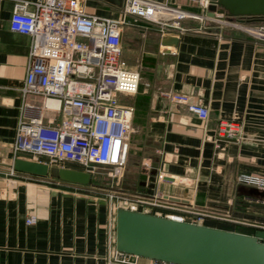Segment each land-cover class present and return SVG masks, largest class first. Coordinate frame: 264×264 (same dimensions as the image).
I'll list each match as a JSON object with an SVG mask.
<instances>
[{"label":"crops","instance_id":"crops-1","mask_svg":"<svg viewBox=\"0 0 264 264\" xmlns=\"http://www.w3.org/2000/svg\"><path fill=\"white\" fill-rule=\"evenodd\" d=\"M34 1H0V264H118L111 259L116 210L109 195L83 193L49 176L10 173L16 159L29 160L24 154L14 158L12 149L30 40L10 32L8 25L16 5ZM149 1L165 3L187 17L179 20V29L157 34L159 64L151 74H141L136 94L121 96L122 103L132 101L139 132L135 143L148 154L144 164L149 168L137 180L121 178L120 189L159 192L173 209L169 212L200 214L203 226L246 235L264 230V197L236 182L241 173L264 175V40L244 29L264 28V17L203 20L207 11L194 2ZM80 2L87 14L112 19L124 6V0ZM205 22L217 30L204 31ZM168 37L178 39L175 46L161 44ZM173 95H183L187 102H175ZM190 104L205 107L207 119L191 113ZM61 118L59 112L42 114L44 123ZM220 121L240 123L243 141L216 139ZM62 168L82 170L72 164ZM159 174L165 175L163 181H158ZM29 217L34 224L26 223ZM132 260L152 264L145 258Z\"/></svg>","mask_w":264,"mask_h":264},{"label":"built area","instance_id":"built-area-1","mask_svg":"<svg viewBox=\"0 0 264 264\" xmlns=\"http://www.w3.org/2000/svg\"><path fill=\"white\" fill-rule=\"evenodd\" d=\"M1 1V0H0ZM207 11L210 0H188ZM175 17L171 22L169 19ZM186 14L165 3L124 0L117 19L87 14L80 0H37L16 5L9 19V31L29 37L26 74L18 89L22 111L18 119L13 156L27 155L30 161L49 167L76 165L86 171L111 168L109 177L120 178L126 165L129 139L133 132V110L121 101L123 95L138 92L140 75L121 62L123 27L126 19L155 25L161 34L167 28L179 29ZM192 17V16H191ZM234 27H241L229 21ZM244 28V27H243ZM264 40V28H244ZM29 98H39L32 105ZM172 100L186 103L183 95ZM188 110L206 120L208 111L200 104ZM59 112L58 123H44L43 112ZM216 139L243 141L242 126L236 121H220ZM15 171L11 169L10 173ZM158 181L165 175L159 174ZM236 182L264 192V175L241 173ZM113 208L177 219L201 225L203 216L194 212H169L167 200L159 192L127 193L114 189L109 194ZM29 217L26 223H35ZM134 256L111 250L112 261L134 264ZM152 264H171L152 261Z\"/></svg>","mask_w":264,"mask_h":264},{"label":"water","instance_id":"water-1","mask_svg":"<svg viewBox=\"0 0 264 264\" xmlns=\"http://www.w3.org/2000/svg\"><path fill=\"white\" fill-rule=\"evenodd\" d=\"M210 2L204 16L207 19L222 22L224 17L228 20L264 17V0ZM177 41L176 37H168L161 44L175 46ZM12 169L80 186L90 181L88 173L21 158L14 161ZM141 179L145 185L146 175ZM153 187L151 179L150 188ZM250 192L264 197V192L254 188ZM115 249L130 256L171 264H264V230L246 235L119 208L115 215Z\"/></svg>","mask_w":264,"mask_h":264},{"label":"rangeland","instance_id":"rangeland-1","mask_svg":"<svg viewBox=\"0 0 264 264\" xmlns=\"http://www.w3.org/2000/svg\"><path fill=\"white\" fill-rule=\"evenodd\" d=\"M121 15V13H120ZM119 15V16H120ZM203 19L204 17H200ZM204 20V19H203ZM205 27L202 29L204 31H216V26L211 25L210 22H205ZM251 28V27H247ZM261 29V28H256ZM123 42H122V55L121 62L124 67L128 70H133L141 74L152 73L156 66L159 64V56L157 53L156 41L158 40L157 34H159L158 28L155 25L149 23L138 22L135 25L129 23L126 19V26L123 27ZM123 97L122 99H124ZM126 99V98H125ZM132 107V101L130 98L123 101ZM133 132L129 139V150L127 155L126 165L122 170V175L120 178L112 180L109 177L111 168L98 166L90 171L84 169L80 170L82 172L90 174V181L85 186L71 184L70 187H76L83 190V193L92 194L95 196L101 194H107L108 192H114V189H120L118 181L121 178L124 179L126 176H133L132 178L137 180L142 174V170H148V164H144V159L148 154L144 153L143 147H138L135 143L134 137L139 139V132L135 129L134 117L132 121ZM146 147V145H145ZM61 167V166H60ZM125 182V181H124ZM64 186V184H62ZM252 189V188H251Z\"/></svg>","mask_w":264,"mask_h":264}]
</instances>
